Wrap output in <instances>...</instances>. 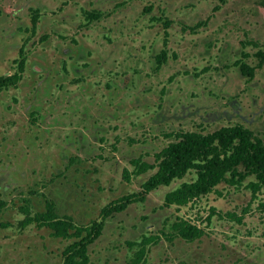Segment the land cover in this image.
I'll return each mask as SVG.
<instances>
[{
	"label": "flooded vegetation",
	"instance_id": "1",
	"mask_svg": "<svg viewBox=\"0 0 264 264\" xmlns=\"http://www.w3.org/2000/svg\"><path fill=\"white\" fill-rule=\"evenodd\" d=\"M152 1L155 0H0V21L7 20L2 14L11 12L8 39L17 38L8 47L18 54L13 59L14 71L0 74V232L6 229L12 234L2 248L5 257L10 248L16 253L21 248L22 258L31 253L43 257L40 264H63L68 254L66 247L82 240L87 244L85 264H96L89 247L101 243L103 231L95 236L88 235V230L65 236L46 221L33 219L25 225L21 221L26 217L24 209L28 208L29 216L34 217L46 210L47 203H53L56 210L66 199L80 207L88 206L83 198L79 199L80 193L85 184L94 186L96 178L91 180L81 174L83 169L98 171L97 182L110 179L101 172L104 163L97 161L105 160L106 153L115 159L116 168L122 161L128 162L129 167L121 168L122 178L128 171L127 182L131 177L142 181L139 188L111 198L98 210L94 204L84 208L83 216L90 222L74 221L78 227L89 228L98 214H122L127 206L145 202L153 191L171 186L191 171L196 177V170L189 168L167 184L145 186L159 169L165 149L186 133L208 136L223 127L243 126L264 140V49L258 42L263 40L261 34L254 40L248 36L250 20L241 15L234 27L223 13L220 17L226 20L225 27L213 32L208 11L204 17L179 18L176 7L162 4V0L153 5ZM211 8L216 11L220 6L215 3ZM262 22L257 17L255 23ZM226 28L233 31L223 35ZM29 31L33 37L46 33L39 36L41 43L34 38L21 43ZM240 31L244 36L239 38L240 46L215 55L212 66L208 60L212 48L217 42L225 47L226 37ZM248 44L257 48L252 54L244 50ZM87 47L93 51L90 57L83 55L88 54L84 53ZM5 55L0 51V62L7 61ZM250 56L258 60L252 63ZM14 76L15 80H6ZM144 164L150 167L142 169ZM243 164L237 166L242 177L240 173L233 180L228 176L187 203L195 206L198 199L216 191L222 183L231 189L229 193L248 192L238 209L220 212L208 206L206 214L199 215L196 221L175 215L158 232L145 231L130 242L129 246L135 248L124 264L136 257L141 242L144 253L137 264L146 263L151 247L159 242L165 243L160 264H189L170 255L178 248L183 251L180 241L202 242L201 247L197 243L193 249L208 247L194 255L199 264L206 259L205 254L208 260L214 254L220 262L231 264H264L263 248L249 239L256 224L262 225L259 234H264V198L259 197L264 181L256 169ZM79 178H85V183ZM254 184H260V188L255 190ZM70 185L76 194L67 192ZM96 187L103 196L113 193L108 194L109 186ZM130 193L135 195L120 199ZM165 194L163 207L184 206L167 204ZM218 194L223 196L222 190ZM105 206L116 207L106 214ZM15 211L23 216L17 218ZM15 220L21 227L33 224L48 228L49 233L25 240V236L13 234ZM180 220L195 225L201 234L192 239L181 236L174 228Z\"/></svg>",
	"mask_w": 264,
	"mask_h": 264
},
{
	"label": "rangeland",
	"instance_id": "2",
	"mask_svg": "<svg viewBox=\"0 0 264 264\" xmlns=\"http://www.w3.org/2000/svg\"><path fill=\"white\" fill-rule=\"evenodd\" d=\"M155 1H152L153 5L156 4ZM250 1L252 0H162V4L166 3L168 6L176 7L177 17L179 18L183 17L185 19L190 18L193 15L194 16L200 15L199 17L201 16L204 17L206 16L208 11L210 13L209 22L210 25L212 26L211 28H213L212 29L213 32L214 31L216 32V30H218L221 27H225L226 20L223 21L221 20L222 17L221 15L223 13H224L223 15L224 17L229 18L228 23H231L233 25L235 23H238V21L242 19L240 18L241 15L246 16L247 19L250 20V23L247 24L248 25L247 29L249 31L248 36H251L250 38L254 40L256 38V35L261 34L262 37H260V39L263 41L262 43L260 41L258 42L261 45V47L264 49V23L263 22L255 23L257 17L264 20V8L262 6L264 0H255L254 3H251L249 5ZM150 2L151 1H149L148 3ZM215 3H217L220 6V8L216 11L215 9L213 10V8H211ZM159 5H160L159 8H161V4ZM248 5L249 8H251L250 13H252L253 15H251L249 11H247L249 10ZM162 8H164V10L167 9L166 5H164ZM237 13H240L239 16L237 15ZM9 14L11 15V12L8 13V15ZM2 15L5 18H7V20L1 18L0 21V38H1L0 51H2L3 55L6 54L5 56L7 57V61L0 62V74L4 72L5 73L13 72L15 68V62L13 61V59L18 56L16 49L12 47H8L13 41L17 40V38H14L12 40L8 39L11 36L10 35L11 26L10 23H8L10 17H8V15L6 14H2ZM216 16H218L219 19ZM39 27L40 25L38 24V28ZM234 27H236V25H234ZM232 31L233 29L228 31V28H226L223 31V35L230 34ZM45 33L46 31L41 34H45ZM40 35H38L37 37H33L32 35H30V31H29L26 34V37L28 38L25 39L23 37L21 38L20 42L22 43L25 40H30L34 38L35 41L41 43L39 39ZM239 38L244 39V36L241 35V31L240 33H233L232 37H226L225 47H222V45L219 42H217V44L212 48L211 56L208 58L211 65L212 66L215 65L213 61L215 55H219L220 52L226 53L229 50L234 49V47L240 46ZM170 48L173 49V47ZM255 49L257 48L249 44L244 47V50H246L250 54H252V52H254ZM86 51L88 54H83L85 55V57L87 56L90 57L91 55H93V51L90 47L85 48L84 53H86ZM191 55L195 56L194 53H192ZM226 60L227 59L225 60L222 59L221 61L224 62V64H226L227 63ZM248 60L252 63H255L258 59L256 57L250 56ZM198 63H201V61H198ZM212 70L214 69L212 68ZM230 123H234V122L231 121ZM257 130L260 131V133L263 132L259 129ZM117 154L121 156L120 153ZM5 158H7V156H5ZM103 158L105 160H97L104 163V168L101 169V172L110 176L111 178L108 180L107 178H105L104 180H101V182L100 181L97 182V179H99L98 176L100 174L98 171H87L83 169V173L81 174L82 176L85 175V178L88 177L91 178V180L96 178V180H94V186L93 185L89 186L86 184L84 185L85 178L83 179L79 178L84 182L83 184H81L84 185L83 186L84 188L83 191L80 193L81 195L79 199L81 200V198H83V201H85L84 203L88 204V206L80 207L78 206V204H72L70 201L66 199L65 202H61L58 207L56 206L57 207L56 211L59 213V215H70L77 224L89 223L90 221H87V219H85V217L83 216L84 208L89 207V205L91 204H94L96 210H98L101 206L111 201L112 200L111 198H114L115 196L118 197L119 194L122 195L124 193L131 191L132 189L139 188V184L142 181V178L137 179L135 177H131L129 182H127L126 180L127 178L125 177L122 178L121 168L123 166L129 167L128 162L126 160L122 161L120 166L116 168L114 165L115 159L111 157L109 153H106V155ZM148 158L150 159L151 157L148 156ZM12 174L13 173L11 172V176ZM194 177H195V173L193 171L187 173V175L183 179L176 180L171 186L161 187L160 189L153 191L147 197V200L145 202L137 203V204L133 203L127 206L122 214L112 215V212H110V215L106 217L98 214L94 222L96 224L101 221L103 222L104 227H102L101 229V231L103 232L102 235L100 236L101 243L99 242L96 246L89 247L90 254H92L93 256L92 258H94L96 264H124L130 257L132 253V249L135 248V246L133 247L129 246L130 242L138 240L145 231L158 232L159 228H161L162 225L165 224V221L173 218L175 215L182 216V218H185L189 221H196L199 215L203 216L206 214L208 210V206H214L216 209L220 210V212H223L227 208L238 209L239 206H241V204H243V202H245L246 199L248 198V192L246 190H237V191L232 190V192L229 193V190L231 189H229V187L224 186V184L221 183L216 187V191H212L207 195L203 196L202 198L198 199L196 201L197 204L195 206L194 203L187 204L181 207L172 206L168 208L163 207L161 205L163 196L167 190H169L171 187L178 185L183 180H191ZM78 183L80 182L78 181ZM98 184L100 186L102 185L109 186L110 188L108 190V194L112 193L113 191L111 196L108 195L103 196V192L96 187ZM70 187L72 186L70 185L66 187L67 189H69L67 190V192H70V195H72L73 193L76 194L74 189ZM220 190H222L223 196H220L218 194V191ZM259 197L264 198V187L259 193ZM4 212L5 211H3V213ZM16 214H17V218H21L23 216L21 212L19 213L16 212L15 215ZM215 225L216 223L214 224V226ZM13 226H14L13 234L19 237L25 236V240L35 238L39 235L47 236L49 233L48 228L37 227L33 224H29L25 227H21V225L18 224L16 220L14 221ZM216 227L218 228L217 225ZM1 228L2 227H0V229ZM261 228L262 225L256 224V228L254 229L253 233L250 234L249 239L252 240L253 242L254 241L257 242V245H261V247L264 250V234H259L262 230ZM8 231L5 229L2 231L3 233L0 232V264H40L43 261L42 256L31 253L28 254L26 258L24 257L22 258L19 254L20 252L22 253L21 248L18 250L17 253L10 248L9 256L5 257L6 254L4 251H2L4 242L9 241V239L12 238L11 237L12 234ZM197 243H201L199 246L200 247L202 246L201 241H197L190 244L180 241V245L183 248V251L181 250V248H178L176 250H172L170 255L173 257L178 256L179 258L185 260L189 264H199L200 260L198 259L196 260L194 258V255L198 256V254H200L201 251L205 252L208 249V247L193 249L195 245H197ZM164 245H165L164 242H159L156 245H153L151 247V251L149 252V260L143 264H160L161 263L160 252L164 248ZM191 252H195V253L190 254ZM185 255H188L189 257L185 259L184 258ZM8 258L10 259V262ZM205 258H206L205 260L201 261V264H209V262H213V264H231L229 262H220L218 260V257H216V255L214 254H211L209 260H208L209 258L208 255L205 254Z\"/></svg>",
	"mask_w": 264,
	"mask_h": 264
},
{
	"label": "trees",
	"instance_id": "3",
	"mask_svg": "<svg viewBox=\"0 0 264 264\" xmlns=\"http://www.w3.org/2000/svg\"><path fill=\"white\" fill-rule=\"evenodd\" d=\"M36 17L32 18V25L35 26ZM22 65V63H21ZM16 76L6 80H15ZM3 80V79H1ZM244 163L247 167L256 169L258 176L264 181V140L254 136L252 132L243 126L223 127L208 136H200L197 133H186L182 139L170 146L164 151V158L157 172L149 178L145 186L151 188L157 183L167 184L174 176L184 174L189 168L196 170V177L193 181L183 182L181 185L169 190L165 194L167 204L185 205L194 198L200 197L213 188L214 185L222 180H232L238 172V164ZM150 167L144 164L142 169ZM127 171L124 177L128 178ZM260 188V184H254V189ZM135 195L130 193L120 199L129 198ZM119 199V200H120ZM121 206V205H120ZM105 206L103 211L107 214L112 208ZM119 207V206H118ZM26 217L21 224H26L31 220L46 221V223L55 229L59 234L71 236L80 234L88 230V235H97L100 233L103 222H94L89 228L78 227L70 215L59 216L53 203L46 204V210L36 213L34 217L29 216V209L23 210ZM174 228L185 238H196L201 234V230L195 225L180 220L174 223ZM66 259L63 264L87 263V244L80 241H74L66 247ZM73 251L72 253H69ZM144 253L143 242L139 244L136 257L130 264H137Z\"/></svg>",
	"mask_w": 264,
	"mask_h": 264
},
{
	"label": "crops",
	"instance_id": "4",
	"mask_svg": "<svg viewBox=\"0 0 264 264\" xmlns=\"http://www.w3.org/2000/svg\"><path fill=\"white\" fill-rule=\"evenodd\" d=\"M9 8V7H8Z\"/></svg>",
	"mask_w": 264,
	"mask_h": 264
}]
</instances>
